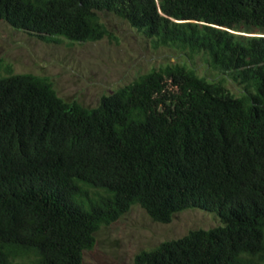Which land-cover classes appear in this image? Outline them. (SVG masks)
<instances>
[{
	"label": "trees",
	"instance_id": "obj_1",
	"mask_svg": "<svg viewBox=\"0 0 264 264\" xmlns=\"http://www.w3.org/2000/svg\"><path fill=\"white\" fill-rule=\"evenodd\" d=\"M101 13L185 60L85 107L0 59V264H83L133 206L220 224L132 264H264V0H0V22L44 43L112 38ZM196 57L239 93L199 76Z\"/></svg>",
	"mask_w": 264,
	"mask_h": 264
},
{
	"label": "rangeland",
	"instance_id": "obj_2",
	"mask_svg": "<svg viewBox=\"0 0 264 264\" xmlns=\"http://www.w3.org/2000/svg\"><path fill=\"white\" fill-rule=\"evenodd\" d=\"M100 18L113 37L84 44L64 40L44 43L0 22V59L14 73L49 77L61 99L77 100L85 107H94L102 95L126 85L138 74L185 60L174 49L153 47L150 39L113 15L101 13ZM193 65L199 76L223 78L233 95L239 93L237 85L207 67L200 57L194 58ZM218 223L213 214L189 209L176 214L170 223L161 224L133 206L116 222L96 232V244L85 251L83 264H132L141 250L177 239L190 229H210Z\"/></svg>",
	"mask_w": 264,
	"mask_h": 264
}]
</instances>
